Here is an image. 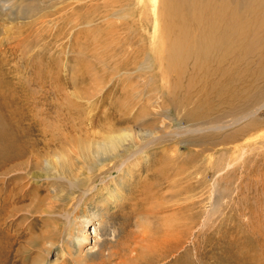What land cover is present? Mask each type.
I'll return each mask as SVG.
<instances>
[{
    "label": "rangeland",
    "instance_id": "rangeland-1",
    "mask_svg": "<svg viewBox=\"0 0 264 264\" xmlns=\"http://www.w3.org/2000/svg\"><path fill=\"white\" fill-rule=\"evenodd\" d=\"M159 7L0 0V90L14 94L4 113L29 151L19 169L0 158V264H264V107L234 123L263 104L247 107L264 85L262 58L225 60L216 73L191 58L168 71ZM83 142L118 146L87 168ZM57 151L74 154L94 190L75 193L65 222L47 200L35 211L54 177L31 178Z\"/></svg>",
    "mask_w": 264,
    "mask_h": 264
},
{
    "label": "bare ground",
    "instance_id": "bare-ground-1",
    "mask_svg": "<svg viewBox=\"0 0 264 264\" xmlns=\"http://www.w3.org/2000/svg\"><path fill=\"white\" fill-rule=\"evenodd\" d=\"M156 3H157V0H152L153 8L155 7ZM35 9L36 7L31 5L25 9L24 13H30ZM262 12H264V0H160V7L157 13L158 15L157 21L161 29V34H162V39H163L162 45L165 46V50L168 55L167 70L168 71L177 70L180 72L182 71L183 66L187 65L189 63V60L193 58L195 60L196 66L199 65V67L201 66L202 69H204L203 68V65H204L211 72L216 73L220 70V67H221V65L219 66V63L223 65V62L225 60L231 61L232 59L234 61L238 59L242 61L243 59H246V57L250 55H253L254 57L256 56L257 58H262V61H260L262 62L261 67H264V56H263L264 54L263 55L261 54L262 51L264 52V18H261L259 20V15ZM251 21H252V26H244L245 24ZM192 23L198 26L196 32L191 31L193 27L191 26ZM220 25L224 27H220ZM194 33H196L198 37H196ZM259 33H262V36H259ZM215 64H217L219 67L215 66ZM209 70L208 72H210ZM225 73L226 72H224L223 74ZM227 73L229 75V72ZM223 74L221 75L224 76ZM259 75L263 77L264 76L263 71L262 72L260 71ZM230 77L232 78L233 76H230ZM258 88L259 90L257 94L253 97H250V99L248 100L249 103L247 107L248 106L251 107L250 105L257 106L259 105L258 103L260 101L263 104L255 108L254 111H252L251 113L247 115L241 114L243 117L241 118L238 117L239 119H237L235 122L233 121L235 124H239L245 119H248L249 121H251L253 118H255V116L259 114V112L264 107V85L261 86V88L257 87V89ZM219 89H223V88L219 87ZM6 92L8 91L0 90V158L5 157L4 160L5 161L9 160L10 166L15 167L18 164L19 160H20V163H23L22 159H24L23 157L27 156L29 151L24 146L23 148L17 144L18 141L16 140L17 139L16 138L17 134L15 131L16 128H14V122H12L10 119L12 113L10 111L9 113H6V114L4 113L6 108L8 110H11V105H10L11 103L7 101V97L12 96V95L14 96L13 92H10L9 94H7ZM31 104L35 105V102L33 101ZM245 124L247 125V123ZM227 127L229 126L218 124V125L213 126L211 129L214 131H221V130H225ZM244 127L246 128V126ZM247 127H250V126H247ZM200 131L202 132L204 130L202 129ZM119 134L113 135V138L117 139L115 140L116 142L117 141L119 142L120 140L118 137ZM42 142H43V145H45L44 143L45 141H42ZM83 143L85 144V142ZM116 146L118 145H116L114 142L109 143V144L92 146V147L89 144L88 145L85 144L82 148H80L79 152L81 156L85 158L86 162L88 163L87 168H89L90 162L92 163L93 160L97 161L101 156L111 155L112 152H109V151L114 149V147ZM77 149L79 148H76V151ZM9 151H13V153L15 152V154L10 155V153H8ZM57 152L56 154L54 153L55 155L52 158L47 157L49 159L44 161L46 168H47L45 169V172L36 173L32 175L31 178L33 179L34 182L39 183L41 179H43L44 177H50V176L54 177V180H52L50 177V181H53V182H50L49 183L50 185L46 187L47 190H49V192L46 193L47 195L42 198H40V196L37 197L38 208L36 207L37 209H35V211L38 212L41 209L40 205L49 201L47 202L48 212L52 211V213H54L55 209L59 208L58 210H61V212L58 213V217H61L62 219H64V222H65L68 216L70 215L69 208L67 210L65 209L69 205L68 202L73 203V200H75V193L77 194L80 191V189L84 188L80 192V195L84 196V195L91 194L92 191L94 190H92L91 188L92 186V184L90 185L91 182L83 183L79 180L80 175L82 174V171L81 169L78 170L77 172L75 170V164L73 160L71 159V157H73L74 154L71 156L72 153L70 154L68 153V151H67V154L64 152H60V153L59 151ZM128 153L126 152V154L124 155L122 154L119 155L120 161L118 158L119 162L116 161L117 164L114 170L121 169V166L125 164L126 162L124 159L126 157L130 158V156L133 157V154L135 152L129 153V154ZM9 156L11 157V159ZM112 159L114 160V158ZM128 161L130 160L128 159ZM23 164H20V167H23L26 165V163L24 165ZM31 164L33 165L35 164V162L34 163L31 162ZM28 165L29 163L27 164V166ZM18 166L19 165H17L16 168L19 169ZM5 170L6 169L4 168V171ZM22 170L20 169L19 171L21 172ZM41 170H44V169H41ZM23 174L25 175V173ZM37 194H40V190H37ZM35 196H38V195H35ZM89 196H87V198ZM94 206H97L96 203L94 204ZM70 208H73V206H71ZM42 214H44V212ZM83 227L84 225L82 226V228ZM59 228L60 229L57 231L62 230V225ZM69 231L70 232L68 234H70V236H73L71 232L73 231V225L72 227H70ZM81 242H83V240ZM113 253L117 257L119 256L118 252L115 251ZM104 264H110V261L108 262L106 261L104 262ZM116 264H139V262H138V258L132 257L131 259H128V260L122 259V261H119Z\"/></svg>",
    "mask_w": 264,
    "mask_h": 264
}]
</instances>
